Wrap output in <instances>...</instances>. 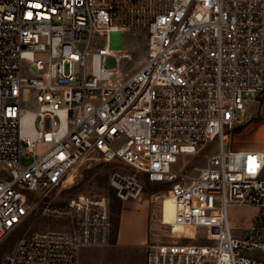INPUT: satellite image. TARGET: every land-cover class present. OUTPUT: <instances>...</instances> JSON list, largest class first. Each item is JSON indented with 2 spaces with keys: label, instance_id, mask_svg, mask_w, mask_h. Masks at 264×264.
Listing matches in <instances>:
<instances>
[{
  "label": "built area",
  "instance_id": "1",
  "mask_svg": "<svg viewBox=\"0 0 264 264\" xmlns=\"http://www.w3.org/2000/svg\"><path fill=\"white\" fill-rule=\"evenodd\" d=\"M125 1L0 0V243L36 195L98 158L128 169L109 177L120 200L140 199L146 179L174 205L162 219L168 240L146 245V264H264L246 253L264 255V153L232 146L244 95H264V0H144L146 55L124 77L117 64L128 56L109 37L124 30ZM25 89L37 112L22 107ZM206 150V164L191 166ZM110 200L78 194L76 230L35 231L0 264H80L81 248L111 244ZM231 206L259 210L242 238Z\"/></svg>",
  "mask_w": 264,
  "mask_h": 264
},
{
  "label": "rangeland",
  "instance_id": "2",
  "mask_svg": "<svg viewBox=\"0 0 264 264\" xmlns=\"http://www.w3.org/2000/svg\"><path fill=\"white\" fill-rule=\"evenodd\" d=\"M144 0H126L121 3L116 15L117 23L123 28V31L115 33L109 37L110 47L121 54L128 57H121L117 64V69L122 72L123 76H127L134 72L141 65L147 50V25L152 17L151 11H144ZM98 46L105 44L104 38H96ZM38 59L45 60V55H37ZM244 98L250 101L247 117L253 115L256 110V101H264V95L252 100L250 95L245 94ZM21 105L23 108L37 112L38 105L34 100V91L25 89L22 93ZM246 117V118H247ZM245 118V120H246ZM243 126V125H240ZM239 126V127H240ZM238 127V128H239ZM237 128V129H238ZM237 129L233 132V147L239 144L236 139ZM213 152L218 151L217 144L214 143ZM49 148L46 143H38L36 152L42 155ZM211 152L204 151L198 156H188L191 166L202 167L206 164V155ZM31 159H23L22 164H29ZM120 170L128 172V169L114 163H107L101 159H93L86 161L79 168L74 170L69 176V182L62 188L54 189L47 194H38L31 202V210L23 222L8 237L0 243V262L6 253L10 252L16 246L18 240L22 237L30 235L35 231H71L78 228V215L70 209V200L76 198L78 194L99 197L102 195H110V212L112 220V239L111 244L105 248L86 247L81 248L79 252L80 264H146V246L138 245L121 246L116 244V223L118 213L122 202L127 201H148L151 206L150 225H149V242L155 240L167 241L168 228L164 223H168L174 215L172 202L166 198V192L162 185L148 182L145 179L144 192L140 199L120 200L109 186V177L113 171ZM0 177L5 178V174L0 171ZM60 206V207H59ZM230 224L233 233L242 238L246 232V228L252 225L253 217L259 214V210L255 207H238L231 206L228 208ZM257 223L259 231L264 236V218ZM125 231L135 239L134 236L139 233L138 228H134L131 222H127ZM206 243V240H203ZM247 255L254 256L260 260H264V255L255 254V252H246Z\"/></svg>",
  "mask_w": 264,
  "mask_h": 264
},
{
  "label": "crops",
  "instance_id": "3",
  "mask_svg": "<svg viewBox=\"0 0 264 264\" xmlns=\"http://www.w3.org/2000/svg\"><path fill=\"white\" fill-rule=\"evenodd\" d=\"M256 104L255 113L249 117L246 116L243 129L235 135L239 140L235 149L256 150L264 153V101H256ZM150 211L151 206L148 201L122 202L118 213L116 244L146 246L149 243ZM127 222H131L134 228L139 229V233L134 236L135 239H131L130 234L125 231Z\"/></svg>",
  "mask_w": 264,
  "mask_h": 264
},
{
  "label": "trees",
  "instance_id": "4",
  "mask_svg": "<svg viewBox=\"0 0 264 264\" xmlns=\"http://www.w3.org/2000/svg\"><path fill=\"white\" fill-rule=\"evenodd\" d=\"M244 126H240L238 129H237V133H239L242 129H243ZM60 207V206H59ZM116 233H118V220H117V223H116Z\"/></svg>",
  "mask_w": 264,
  "mask_h": 264
},
{
  "label": "bare ground",
  "instance_id": "5",
  "mask_svg": "<svg viewBox=\"0 0 264 264\" xmlns=\"http://www.w3.org/2000/svg\"><path fill=\"white\" fill-rule=\"evenodd\" d=\"M173 208H174V205H173ZM175 210V209H174Z\"/></svg>",
  "mask_w": 264,
  "mask_h": 264
},
{
  "label": "snow or ice",
  "instance_id": "6",
  "mask_svg": "<svg viewBox=\"0 0 264 264\" xmlns=\"http://www.w3.org/2000/svg\"><path fill=\"white\" fill-rule=\"evenodd\" d=\"M29 15H31V14L29 13Z\"/></svg>",
  "mask_w": 264,
  "mask_h": 264
}]
</instances>
